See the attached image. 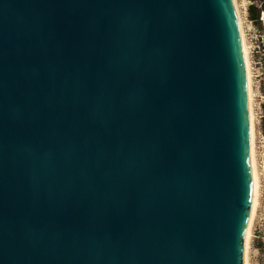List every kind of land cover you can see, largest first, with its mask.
<instances>
[{"label": "water", "instance_id": "1", "mask_svg": "<svg viewBox=\"0 0 264 264\" xmlns=\"http://www.w3.org/2000/svg\"><path fill=\"white\" fill-rule=\"evenodd\" d=\"M254 194L232 0H0V264H246Z\"/></svg>", "mask_w": 264, "mask_h": 264}, {"label": "rangeland", "instance_id": "2", "mask_svg": "<svg viewBox=\"0 0 264 264\" xmlns=\"http://www.w3.org/2000/svg\"><path fill=\"white\" fill-rule=\"evenodd\" d=\"M239 12L244 41L248 53V61L251 73V108L253 113L254 130V161L257 174V207L251 225L249 245L247 251L248 264H264V253L262 251V238L264 237V76L259 77L261 70H258L253 61V45L249 30H259L258 22L250 17L249 6H255L256 10L261 9L259 0H235ZM251 32V31H250ZM259 225V226H258Z\"/></svg>", "mask_w": 264, "mask_h": 264}, {"label": "bare ground", "instance_id": "3", "mask_svg": "<svg viewBox=\"0 0 264 264\" xmlns=\"http://www.w3.org/2000/svg\"><path fill=\"white\" fill-rule=\"evenodd\" d=\"M233 6H234V11L235 15L237 18V23L239 27V33H240V38L242 42V47L244 51V57H245V65H246V72H247V79H248V87H249V107H250V124H251V145H252V159H253V171H254V184H255V194H254V200H253V206H252V212H251V218H250V224H249V230H248V238H247V251H248V245H249V238H250V230H251V225L255 216V211H256V205H257V189H258V177L256 174L255 170V161H254V130H253V113H252V108H251V73H250V67H249V61H248V53H247V48L245 45L244 41V35L242 31V25H241V20L239 16V12L237 9V5L235 3V0H232ZM247 252H246V264H248L247 261Z\"/></svg>", "mask_w": 264, "mask_h": 264}, {"label": "built area", "instance_id": "4", "mask_svg": "<svg viewBox=\"0 0 264 264\" xmlns=\"http://www.w3.org/2000/svg\"><path fill=\"white\" fill-rule=\"evenodd\" d=\"M259 24V30L253 28L249 30L248 34H251V40L253 45V55L256 57L253 61L254 66L261 70L259 77L264 76V9L258 11V18L255 20ZM251 31V32H250ZM259 226V225H258ZM262 251L264 253V237L262 238Z\"/></svg>", "mask_w": 264, "mask_h": 264}, {"label": "trees", "instance_id": "5", "mask_svg": "<svg viewBox=\"0 0 264 264\" xmlns=\"http://www.w3.org/2000/svg\"><path fill=\"white\" fill-rule=\"evenodd\" d=\"M261 2V8L264 9V0H259ZM259 11V10H258ZM258 11L255 6H249L250 17L252 20H256L258 18ZM263 128H264V116H263Z\"/></svg>", "mask_w": 264, "mask_h": 264}]
</instances>
